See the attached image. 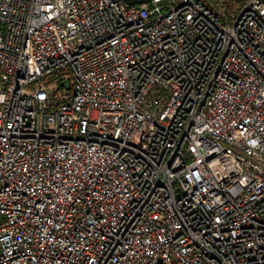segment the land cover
I'll use <instances>...</instances> for the list:
<instances>
[{
  "label": "built area",
  "instance_id": "built-area-1",
  "mask_svg": "<svg viewBox=\"0 0 264 264\" xmlns=\"http://www.w3.org/2000/svg\"><path fill=\"white\" fill-rule=\"evenodd\" d=\"M0 264H264V0H0Z\"/></svg>",
  "mask_w": 264,
  "mask_h": 264
},
{
  "label": "water",
  "instance_id": "water-1",
  "mask_svg": "<svg viewBox=\"0 0 264 264\" xmlns=\"http://www.w3.org/2000/svg\"><path fill=\"white\" fill-rule=\"evenodd\" d=\"M127 4H137L145 0H123ZM61 85L68 87V82L66 80L60 82Z\"/></svg>",
  "mask_w": 264,
  "mask_h": 264
}]
</instances>
